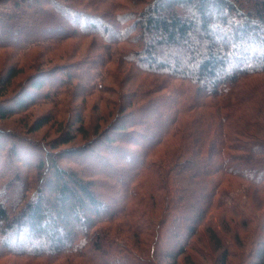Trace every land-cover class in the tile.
I'll return each instance as SVG.
<instances>
[{"label":"trees","instance_id":"trees-1","mask_svg":"<svg viewBox=\"0 0 264 264\" xmlns=\"http://www.w3.org/2000/svg\"><path fill=\"white\" fill-rule=\"evenodd\" d=\"M127 1L0 0V97L32 69L0 120L67 115L42 143L0 128V264H264V0Z\"/></svg>","mask_w":264,"mask_h":264},{"label":"rangeland","instance_id":"rangeland-1","mask_svg":"<svg viewBox=\"0 0 264 264\" xmlns=\"http://www.w3.org/2000/svg\"><path fill=\"white\" fill-rule=\"evenodd\" d=\"M125 5H127L128 7H133V8H139L141 7V2H132L130 3L127 0H123ZM35 18H38V16H36ZM73 43V41L71 40H67V42L64 43L63 46H70ZM81 45L79 47V53L85 52V48L86 46L89 44V40H80ZM59 54V53H58ZM57 55V54H56ZM5 51L0 50V70L3 68V65L5 64ZM26 65H29V63H27ZM22 68L21 73H19L18 75H16L12 81L10 82L9 86L6 87V89L3 90V96H1L2 98H6L18 87L19 83L25 78L26 75H28L30 73V71H32L31 67L26 66ZM109 66H111L113 69L116 68H122L121 73L123 76V78H127L130 80H136L137 78L139 80L142 79L141 76H137L136 73L133 72V70H128L126 71L125 69L127 68L126 65L123 67H115V64H110ZM124 74V75H123ZM94 77L97 79H100L101 81H105L106 83H113L112 80H110L109 78H106V72L105 73H101L99 72V70H95L94 71ZM129 77V78H128ZM137 79V80H138ZM138 80V81H139ZM257 85L260 87V85L264 84V75H257V77H253L251 78V84L250 85ZM0 97V99H1ZM109 97L110 99H114L116 96L115 95H110V96H106L105 94V98ZM96 101V102H95ZM97 105V108H93L90 111V107L91 105ZM107 106L105 104L104 101H101L99 99H97V96H93V98L90 99L89 102V109L88 112L90 113H86L87 118L86 120H89L90 118L93 120L94 116L96 117V115L99 113V111L103 110L102 108ZM49 110L48 105L45 104H38V105H31L29 106L25 111L22 112H17L15 114H13L12 116H10L9 118H6L4 120H0V128L2 129H6V131H10L16 135H20L22 137H27L30 138V140H32L33 142H47V141H51L52 139H54L55 137H57V133L59 130L60 125L58 124V122L61 121V119H65L66 118V113H58V117H56V121L53 125L51 124L53 121L46 123L42 126H40L38 129L33 130V127L36 125L37 120L42 117L47 111ZM205 126V125H204ZM33 130V131H31ZM260 130L257 129V131L253 132V134H257V135H261V132H259ZM3 139H7V137L3 136ZM203 138V137H202ZM79 140H75L73 143L78 142ZM215 149L211 150V152L209 153V155H205L207 156V158H203V154L204 153H196V154H191L189 156H186L185 158V163L182 166H186L184 167L185 172L189 174V170L194 171L195 168L199 167V163H201L203 160H209L213 157L214 153H215ZM262 163V162H261ZM264 164V163H263ZM181 168V167H180ZM181 173V172H180ZM195 175V174H194ZM196 177V178H195ZM200 176H196L193 177V179H187L186 180V185L189 186L190 190L188 191V198L186 201V206H185V211H192L194 209V206L197 207L198 206V202H195L193 200V197L196 196L198 194V189L195 192V184L194 181L195 179H197ZM240 190V188H239ZM106 195L105 202H108L110 199V196ZM232 197V194H229L227 196L224 197V200H229ZM162 200V199H161ZM160 200V201H161ZM196 200V199H195ZM184 201V202H185ZM162 201L160 202V206H162ZM158 219V218H157ZM114 232V231H112ZM169 235L166 234L165 237H168ZM142 237V238H141ZM140 239L139 238H134L135 239V249L138 251V253L145 255L147 257L152 258L151 254H149V247H151L152 241H153V237L148 236V234H144L141 235ZM142 247V248H141ZM156 254V253H155ZM153 255V259L154 261L158 260V257L156 255ZM182 259V256H181ZM183 260V259H182ZM182 263V261H181Z\"/></svg>","mask_w":264,"mask_h":264}]
</instances>
